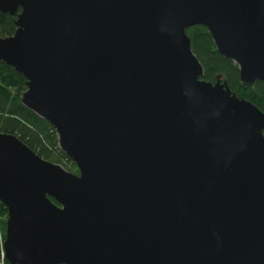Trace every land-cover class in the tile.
I'll use <instances>...</instances> for the list:
<instances>
[{"label":"water","instance_id":"95a60500","mask_svg":"<svg viewBox=\"0 0 264 264\" xmlns=\"http://www.w3.org/2000/svg\"><path fill=\"white\" fill-rule=\"evenodd\" d=\"M25 77L77 174L0 132L9 264H264V113L203 69L207 28L264 86V0H0ZM54 201V202H53Z\"/></svg>","mask_w":264,"mask_h":264},{"label":"trees","instance_id":"16d2710c","mask_svg":"<svg viewBox=\"0 0 264 264\" xmlns=\"http://www.w3.org/2000/svg\"><path fill=\"white\" fill-rule=\"evenodd\" d=\"M16 17L15 14L0 11L1 36H11L16 29ZM186 35L190 39V48L203 69L201 79L212 83L216 78L225 80L228 88L237 97L250 101L264 113L262 82L260 80L248 84L242 82L238 67L231 60L220 56L205 26L192 25L186 30ZM25 89V77L0 61V132L17 137L37 156L61 165L70 173L77 174L78 170L72 160L60 150L56 133L48 121L39 118L22 105L21 94ZM6 217V208L0 202V230L3 238ZM3 264H9L5 258Z\"/></svg>","mask_w":264,"mask_h":264},{"label":"built area","instance_id":"2783aa9c","mask_svg":"<svg viewBox=\"0 0 264 264\" xmlns=\"http://www.w3.org/2000/svg\"><path fill=\"white\" fill-rule=\"evenodd\" d=\"M3 241H4V238L2 237L1 230H0V264H3L4 255H5V252L3 249Z\"/></svg>","mask_w":264,"mask_h":264}]
</instances>
